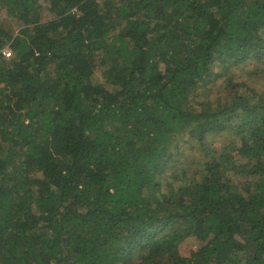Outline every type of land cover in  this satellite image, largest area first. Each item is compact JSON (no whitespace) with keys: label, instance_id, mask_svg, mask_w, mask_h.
I'll list each match as a JSON object with an SVG mask.
<instances>
[{"label":"trees","instance_id":"1","mask_svg":"<svg viewBox=\"0 0 264 264\" xmlns=\"http://www.w3.org/2000/svg\"><path fill=\"white\" fill-rule=\"evenodd\" d=\"M252 77L264 0H0V264H264Z\"/></svg>","mask_w":264,"mask_h":264},{"label":"rangeland","instance_id":"2","mask_svg":"<svg viewBox=\"0 0 264 264\" xmlns=\"http://www.w3.org/2000/svg\"><path fill=\"white\" fill-rule=\"evenodd\" d=\"M43 19L44 21H49L51 19L54 18V15L52 13H50V11L45 7L44 10H43ZM251 65V64H250ZM253 65V64H252ZM250 67V66H248ZM235 69H233V72L234 73H237L239 75H237L235 78H236V81L237 82H242L244 81L245 77L247 76V74L249 75V70L247 69H241L240 71L237 70V66L234 67ZM247 72V73H246ZM251 77V76H250ZM261 77H252V78H248V82L249 83H254V84H257V90L260 91V92H264V79H260ZM94 82L95 83H106L105 81V78L103 77V75L101 73H97L95 74L94 76ZM247 79V78H246ZM245 79V80H246ZM107 85V84H105ZM224 86V85H223ZM211 93L213 91V89L211 88ZM219 89H215L214 92L212 93V97H216V95L218 94V91ZM215 146H218V144L216 143ZM188 156V159L186 160V158L184 159V163L191 165L193 168H195V165L193 163V161H195L196 159V154L195 152H192L191 150L189 151V154L187 155ZM197 158H200V155L198 154ZM193 163V164H192ZM197 247V242L194 238H191V239H188L186 240L181 248H180V251H181V254L183 256H190L191 254V251L192 250H195Z\"/></svg>","mask_w":264,"mask_h":264},{"label":"built area","instance_id":"3","mask_svg":"<svg viewBox=\"0 0 264 264\" xmlns=\"http://www.w3.org/2000/svg\"><path fill=\"white\" fill-rule=\"evenodd\" d=\"M4 55H5L6 57H10V56H11V53L7 50V51L4 52Z\"/></svg>","mask_w":264,"mask_h":264}]
</instances>
